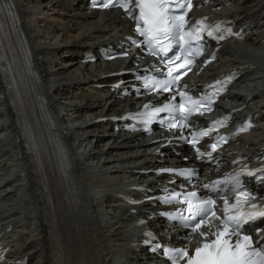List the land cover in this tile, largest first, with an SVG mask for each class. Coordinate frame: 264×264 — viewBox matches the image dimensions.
Masks as SVG:
<instances>
[{"label": "bare ground", "instance_id": "bare-ground-1", "mask_svg": "<svg viewBox=\"0 0 264 264\" xmlns=\"http://www.w3.org/2000/svg\"><path fill=\"white\" fill-rule=\"evenodd\" d=\"M251 1H255L257 7L245 3L235 12H239L245 18L263 16L264 0ZM32 4L34 7H31ZM109 19H102L104 23H101V20L82 12L77 17L65 16L53 6V0H0V101L2 103L0 108L5 109L7 127L17 143V147L15 145L10 147L7 156L14 158L16 155L17 165L23 163L25 180L31 192L30 206L37 214L34 219L37 224L29 218L25 220L29 228L23 231V235L28 234L24 241L29 242L33 252H37V262L42 259L44 264H51L53 254L51 239L42 224L41 216H45L46 219L51 218L52 213L60 215L58 221L61 224L57 225L59 228L66 232L71 227L72 234L88 238L95 248H100L104 260L106 258L109 264L117 255L124 252L122 242L126 232L124 220L114 217L109 221L100 222L96 218L95 215L98 214L103 202H100L99 198L96 199L86 185L87 170L83 168V163L72 145L67 127L63 125L54 101L56 94L64 88L72 87L79 81L93 83L94 79L103 76L105 71L98 66H81L71 60L66 61L56 70L42 58L43 55H53L46 44L49 42V46H53L58 38L67 39L68 36L72 38L70 43H67L71 45L70 51L88 44L101 31L107 29ZM56 22L59 23L57 32H52L47 27V32L40 30L42 24L47 26ZM263 39L264 34L261 39L258 38L260 42ZM248 42L251 44L241 51L242 60L236 61L237 56H234L235 61L232 60V64L238 66H246L249 61L247 75L252 73L253 63L260 64L256 59L258 55H252V51L251 53L247 51L248 46L255 48L256 44L252 43V39L247 40L245 44ZM235 48L233 50V46H229L226 56L230 54L231 58V55L242 47L238 45ZM65 104V111L68 112L70 103ZM76 109L77 111L71 113L70 117L74 118L73 126L79 127L98 118L103 112L101 107L86 106L80 102L77 103ZM2 117L3 115L0 116ZM95 129L91 127L89 132L94 133ZM75 131L81 135L82 126ZM261 140H264V133L256 134L253 145ZM112 141L113 139L106 138L103 142H99L93 136L90 145H85L84 155L97 158L102 154L95 165L98 169L113 168L117 164L124 165L127 162L129 164L134 158H138L139 152L132 146L119 148L120 146H116ZM83 145L81 143L80 147ZM32 147L35 152L40 153V158L33 156ZM68 157L71 167L67 169ZM142 161L144 159H138V162ZM89 179H92L97 187L104 188L108 183V180L100 177ZM16 181L24 182L23 179L15 180L14 183ZM104 193L105 191H100L95 194L102 196ZM62 198L65 199L63 205L75 202L78 205L77 211L66 213L64 211L71 210H62L63 205L57 207L56 204ZM43 199L51 202L49 208H43ZM112 208L115 215L122 213L118 205H113ZM32 227L35 228L34 231ZM84 238L75 237L74 241L79 243ZM114 242L119 247L117 252L113 250Z\"/></svg>", "mask_w": 264, "mask_h": 264}, {"label": "snow or ice", "instance_id": "snow-or-ice-1", "mask_svg": "<svg viewBox=\"0 0 264 264\" xmlns=\"http://www.w3.org/2000/svg\"><path fill=\"white\" fill-rule=\"evenodd\" d=\"M99 7L121 8L128 18L135 22V31L143 38L141 42L133 41V43L137 47L143 44L147 48V54L163 59L167 68L166 73H161L163 79L143 78V87L150 93H171L170 102L164 103L162 107L146 104L144 111L131 114L124 119L137 120L147 126L158 114L168 113L169 130L178 129L181 137L187 139L183 130L198 127L190 124V118L193 114L203 116L205 111H211L217 93L194 97L185 90L187 85L180 86V81L191 71L190 66L195 58L203 55L206 38L224 40L225 33L233 35L232 28L225 26L226 22L208 25L205 20H200L196 24H190L188 13L193 8L192 0H103ZM123 55L127 56V52ZM108 58L116 59L115 56ZM209 62L205 61V63ZM227 79L230 80L231 77ZM221 83L219 80L216 81L217 85ZM164 122L163 119L160 120L161 125ZM223 125L224 120H216L204 130L191 132L192 138L187 142L195 150L197 158L203 159L207 156L212 160V153L217 151L222 142H227V137L219 136L215 142L210 143L211 151L207 153L197 146L201 137L209 136ZM246 130L247 128L242 126L238 131ZM164 171L187 179L196 175L195 169L185 168L178 173L174 169ZM257 171L264 174V169ZM245 176L256 177V172L241 171L226 177L223 181L216 180L204 184L203 187L209 193L217 194L215 197L199 196L194 191H172L169 194L170 198L168 196L163 198L164 203H176L184 207L176 215L167 213L161 215H170L172 220L179 221L184 228L190 229L191 233L199 232L205 241L191 253L186 246L165 250L172 264H181V262L183 264H264V237L254 240L253 236L244 230L245 225L264 218V204L259 203L257 195L245 187V182L242 180ZM257 178L262 179L264 175ZM229 194L234 196L233 203L229 201ZM218 199L223 201L219 209ZM213 221L218 224H213ZM205 226L216 228V231L211 233L214 239L209 240V233L201 231Z\"/></svg>", "mask_w": 264, "mask_h": 264}, {"label": "rangeland", "instance_id": "rangeland-1", "mask_svg": "<svg viewBox=\"0 0 264 264\" xmlns=\"http://www.w3.org/2000/svg\"><path fill=\"white\" fill-rule=\"evenodd\" d=\"M32 7V6H31ZM42 28L40 29L42 32H46V30H47V28L46 27H48V25L47 26H45V24L43 25L42 24ZM52 28H53V26H52ZM37 31L39 30V28H38V26H37V29H36ZM60 40V38H58L56 41L58 42ZM63 41L62 42H58L59 44H65V43H69L71 40H72V38H69V40H68V38L67 39H62ZM44 42V41H43ZM56 46V45H55ZM255 48H257V50L259 49V46L257 47V45H255ZM69 61V60H68ZM55 105H57L56 104V102H55ZM57 107H58V105H57ZM57 111H58V108H57ZM87 144V143H86ZM85 144V145H86Z\"/></svg>", "mask_w": 264, "mask_h": 264}]
</instances>
